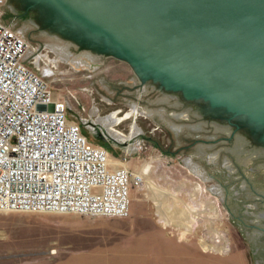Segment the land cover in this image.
<instances>
[{
  "label": "water",
  "instance_id": "water-1",
  "mask_svg": "<svg viewBox=\"0 0 264 264\" xmlns=\"http://www.w3.org/2000/svg\"><path fill=\"white\" fill-rule=\"evenodd\" d=\"M57 1L73 17L89 22L95 30L107 27L116 33L117 28H122L150 42L122 24L125 20L142 30L146 28L147 33L150 31L187 56L201 55V60L206 63L219 65L231 72H241L250 80L264 84V0ZM13 3L5 6L8 23L12 22L17 29L44 31L67 41L78 50L71 60L72 66L79 79L95 84L101 115L132 116L135 110H140L133 123L118 130L120 135L131 138L142 125L146 130L144 137L149 142L179 157L187 154L185 159L201 174L206 178H215L216 188L224 190L225 202L232 217L250 245L253 264H264V221L248 215L244 207V203L250 202L255 203L258 209H264V184L251 187L248 184L242 189L241 184L247 181L246 169L228 174V170L218 163L208 164L206 156L207 153L218 152L223 158H232L235 162L248 157L256 166L263 164L259 157L251 158L259 152L257 144L243 132L233 135L231 127L217 123L206 115V109L195 108V104L204 107L201 100H188L175 89H163L148 80L143 82L142 70L138 71L128 61L80 43L76 33L72 35L52 28L45 22L48 16L32 15L34 11L19 13ZM88 15L99 16L105 24L93 23ZM125 48L129 53H135L138 46ZM143 53L150 56L147 51ZM149 56L146 55V58ZM229 135L232 140L220 141L217 145L210 146L199 141Z\"/></svg>",
  "mask_w": 264,
  "mask_h": 264
},
{
  "label": "rangeland",
  "instance_id": "rangeland-1",
  "mask_svg": "<svg viewBox=\"0 0 264 264\" xmlns=\"http://www.w3.org/2000/svg\"><path fill=\"white\" fill-rule=\"evenodd\" d=\"M12 3L8 0L6 6ZM19 30L35 47L30 58L38 64L35 69L71 97L73 114L87 119L83 131L89 139L115 156H133L131 166H146L147 180L153 184L132 190L136 213L148 220L139 225L130 216L0 212V264H55L74 253L98 247L108 250L127 237H139L147 224L153 226L154 236L141 241L166 248L170 264H253L252 250L232 217L224 190L213 187L215 178L201 174L185 159L187 154L179 157L149 142L142 125L131 138L120 135L118 130L133 123L140 110L132 116L101 115L95 84L79 79L72 66L78 50L44 31ZM195 206L200 208L199 216L194 214ZM192 217L200 220L190 221Z\"/></svg>",
  "mask_w": 264,
  "mask_h": 264
},
{
  "label": "built area",
  "instance_id": "built-area-1",
  "mask_svg": "<svg viewBox=\"0 0 264 264\" xmlns=\"http://www.w3.org/2000/svg\"><path fill=\"white\" fill-rule=\"evenodd\" d=\"M7 1L0 0V212L129 217L146 166L89 139L71 97L35 69L34 45L5 22Z\"/></svg>",
  "mask_w": 264,
  "mask_h": 264
},
{
  "label": "flooded vegetation",
  "instance_id": "flooded-vegetation-1",
  "mask_svg": "<svg viewBox=\"0 0 264 264\" xmlns=\"http://www.w3.org/2000/svg\"><path fill=\"white\" fill-rule=\"evenodd\" d=\"M13 5L21 14L34 11L32 15L36 13L41 17L48 16L45 22L52 28L72 35L76 33V39L80 43L83 42L104 54L128 61L138 71L142 70L140 73L143 82L148 80L162 86L163 89H175L188 100H201L204 107L195 104V108L201 111L206 109L208 111L206 115L217 123H224L231 127L233 135L243 132L251 142L257 144L259 150L251 156L252 160L254 156L259 157L263 163H259L262 166H255L251 164L252 161L248 157L235 162L232 158H223L220 153L216 152L206 154L208 164L218 163L221 168L228 170V174L246 169L245 180L247 181L241 184L242 189L248 184L250 187L264 184L263 83L250 80L241 72H231L219 65L206 63L204 59L201 60V55L187 56L181 52L182 50L173 48L171 44L157 38L150 31L147 33L146 28L142 30L125 20L122 24L127 28H132L150 42L137 38L122 28H117L116 33L107 27L100 28V31L95 30L89 22L73 17L57 0H17ZM87 18L95 24H105L97 15H88ZM158 45L166 46L159 47ZM125 46H138V48L135 53H129ZM144 51L150 53V56L143 53ZM146 55L149 57L146 58ZM98 137L105 139L103 135H98ZM232 138L229 135L228 137L203 138L199 141L212 146L217 145V142L232 140ZM211 180L214 181L213 176ZM244 207L248 215L264 221V209L260 210L255 203L250 202L244 203Z\"/></svg>",
  "mask_w": 264,
  "mask_h": 264
},
{
  "label": "crops",
  "instance_id": "crops-1",
  "mask_svg": "<svg viewBox=\"0 0 264 264\" xmlns=\"http://www.w3.org/2000/svg\"><path fill=\"white\" fill-rule=\"evenodd\" d=\"M6 15L7 13L5 10L4 20L8 23ZM8 24L14 27L12 22H9ZM99 139L101 138L99 137ZM193 202L195 203L194 200ZM135 208L136 207L134 205L131 206L130 218L132 222L137 225L140 223H146L148 220L145 215L136 213ZM144 227L146 229L143 233L144 235L139 234V237H127L114 247L112 246L111 248H107L108 250L98 247L96 251L88 250L80 253H74L59 260L55 264H170V255L168 254V250L166 248L158 246V244L155 246L151 242L147 245L141 241V237H143L147 238L149 242V237L154 236L153 226H148L147 224V226ZM157 232L161 234L160 231ZM154 254H157L156 258Z\"/></svg>",
  "mask_w": 264,
  "mask_h": 264
},
{
  "label": "bare ground",
  "instance_id": "bare-ground-1",
  "mask_svg": "<svg viewBox=\"0 0 264 264\" xmlns=\"http://www.w3.org/2000/svg\"><path fill=\"white\" fill-rule=\"evenodd\" d=\"M151 182L149 181V180H147V184H149L150 186H151V184H153V183H151ZM166 193V192H165ZM217 251V250H216Z\"/></svg>",
  "mask_w": 264,
  "mask_h": 264
}]
</instances>
